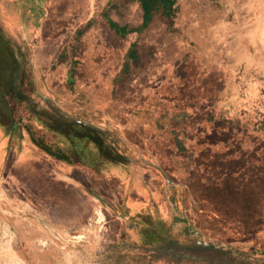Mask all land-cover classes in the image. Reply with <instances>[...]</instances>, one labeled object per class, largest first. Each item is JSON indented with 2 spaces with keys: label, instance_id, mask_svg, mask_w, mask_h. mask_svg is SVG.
<instances>
[{
  "label": "rangeland",
  "instance_id": "rangeland-1",
  "mask_svg": "<svg viewBox=\"0 0 264 264\" xmlns=\"http://www.w3.org/2000/svg\"><path fill=\"white\" fill-rule=\"evenodd\" d=\"M12 1L0 0L1 9L9 5L7 15L0 14V144L6 152L4 159L0 157V264H238L225 247L197 244L201 235L204 241L235 246L229 223H220L212 206H198L178 189L179 202L170 211L159 198L163 178L153 173L144 180L146 191H155L162 206L129 201L125 184L129 172L123 181H114L113 175L94 179L92 191L105 200L103 206L88 194L87 180L80 178L82 185L55 169V161L37 146H45L52 138L44 137L22 108L17 114L27 117L23 136L20 127H13L8 100L15 87L35 104L41 101L34 92L44 93L62 110L103 129L107 137L119 135L99 114V102L106 98L100 84L120 66L122 49L131 37L117 36L103 14L108 9L110 18L119 24L135 23L133 1L111 0L107 7L106 0H21L27 11L37 12L32 17L38 27L29 15L13 13ZM88 22L93 25L86 29ZM3 91L7 96L1 95ZM259 121L264 134V114ZM93 151L95 155L83 150L82 161L93 156L97 161L93 165L101 166L102 152ZM122 153L133 154L130 150ZM169 189L164 186L165 194ZM33 214L46 220L61 238L53 236ZM173 214L182 220L169 229L165 224ZM221 216L224 221L226 215ZM249 239L263 241L251 235ZM254 249L246 250L255 257L253 264H264V250Z\"/></svg>",
  "mask_w": 264,
  "mask_h": 264
},
{
  "label": "crops",
  "instance_id": "crops-1",
  "mask_svg": "<svg viewBox=\"0 0 264 264\" xmlns=\"http://www.w3.org/2000/svg\"><path fill=\"white\" fill-rule=\"evenodd\" d=\"M132 1L137 21L120 26L134 32L120 37L131 40L115 73L101 81L106 98L98 108L119 131L117 146L133 153L125 156L128 200L159 206L144 182L159 174V198L170 210L178 189L186 191L229 223L236 247L264 250V226L252 228L264 224V0H175L170 22L156 13L145 27L142 6ZM12 3L13 13L38 27L37 12Z\"/></svg>",
  "mask_w": 264,
  "mask_h": 264
},
{
  "label": "flooded vegetation",
  "instance_id": "flooded-vegetation-1",
  "mask_svg": "<svg viewBox=\"0 0 264 264\" xmlns=\"http://www.w3.org/2000/svg\"><path fill=\"white\" fill-rule=\"evenodd\" d=\"M18 78L19 77L16 76V79ZM21 79L26 80L25 77ZM15 92V94H17L19 98H21L22 100L25 99L28 106L31 108V113L28 114V117H31L33 119V123L36 124L40 130L46 129L48 133L51 132L52 135L55 134V137H61L62 139L59 140L61 146L68 149V162H61L59 160L53 159V155L55 152L51 150H47L48 153L45 152L46 155L49 156L52 160H54L55 164H57L55 168L57 171L64 174L72 175L74 179H76V181L80 182V184L82 185H84V181L80 178H84L85 180H87V184L90 185V191L88 192V194H91L92 196L97 195L94 191H92V188L94 187V179L101 177L107 178V176L110 175H113V177L115 178L114 181H116L117 179L123 181L124 178H127L128 172L130 173L131 171L129 163L130 159L125 157L126 155L122 153L123 149L117 146L115 140L107 136L104 138L103 135L98 134L93 130H90L80 124H77L59 115L42 100L38 92H34V97H38V100L41 101L40 104H35L33 98L29 99L23 92H21L19 89L17 90V88L15 89ZM82 150L86 152L89 151V153L92 155H95V151L93 150H100L99 152H102L101 154L105 155L103 156L100 154V158L102 160H99V164L101 166H94V163H91L90 161H95L96 164L97 161L91 158H88L89 161H86L85 163L83 162L82 164V161L77 158V154L83 153ZM108 164H110V168L107 167ZM102 165H104L105 167ZM101 199L102 202L100 203L103 206H106L105 200L102 197ZM159 206L161 205L159 204ZM172 217L170 220L171 222H166L165 224L167 227H169V229H172L174 227V224L178 225L179 220H182V218L176 217L174 214ZM186 222L188 223L190 221L186 219ZM185 232H188L187 227H185ZM212 247L217 248V246L215 245H212ZM201 248H205V246H201ZM184 249H187V247H184ZM196 259L197 256L193 257V260ZM201 259L208 260V258L203 257H201ZM225 260L228 261L229 259L226 258ZM238 264L244 263L239 262Z\"/></svg>",
  "mask_w": 264,
  "mask_h": 264
},
{
  "label": "trees",
  "instance_id": "trees-1",
  "mask_svg": "<svg viewBox=\"0 0 264 264\" xmlns=\"http://www.w3.org/2000/svg\"><path fill=\"white\" fill-rule=\"evenodd\" d=\"M137 1H139V3L142 6V9L144 11L143 27H145L146 25H148L152 21L154 15L156 13H161L162 16L164 17L165 21H169V22L172 20L174 14H175V8H174L175 0H137ZM109 4L110 3L107 4V7H108ZM108 11L109 10L106 9L104 14H103V16L107 19L111 30H113L117 34V36L122 37V38H126L129 33L134 32V30H131V29L130 30H125V28L121 27L120 24L117 21H115L112 18H110L109 14H108ZM92 25H93L92 22H88L87 25H86V29L91 28ZM129 54L132 56L133 55V51L130 50ZM15 89L16 88L14 87L13 88L14 96H10V98L8 100V102H10L12 104V107L9 108V110H10L9 111V115H10V117L13 115V120H14V122L12 121L13 122V127H18V128L20 127V135L23 136L24 124H22V123L25 121V117L26 116H22L21 115L22 113L19 114V115L17 113H20V109L22 108V111L25 112L26 115H28L29 113H31V108L28 106V104L25 101V99L19 100V99H17L15 97L17 95V94H15L16 93ZM6 93L7 92L3 91L1 93V95H6ZM10 95H11V91H10ZM14 107H16V108H14ZM15 115H18V116H15ZM39 131L43 132V134H44L43 136L44 137H47V138H50V139L52 138L50 143H44V144L48 148V150H51V151L55 152L54 155H53V159L59 160L61 162H64V161L68 162L69 161L68 160V155H67L68 149L62 147L61 144H60V141H59L62 138L61 137H58V138L55 137L56 136L55 134L52 135L51 132L48 133L46 131V129L39 130ZM12 134H14V131L12 132ZM37 146H38V148H41L42 151L48 153V151L46 150L47 148L44 149L45 146H39V145H37ZM77 149H79V148H77ZM75 151H76V149H75ZM5 155H6V152L4 151V149L2 148V146L0 144V157L2 159H4ZM81 157H82V153L77 154V158L82 161ZM91 158L93 160H95L93 157H91ZM83 162L84 161H82L81 163L83 164ZM90 162L94 163V161H92V160ZM153 238L156 239V236L153 235Z\"/></svg>",
  "mask_w": 264,
  "mask_h": 264
},
{
  "label": "water",
  "instance_id": "water-1",
  "mask_svg": "<svg viewBox=\"0 0 264 264\" xmlns=\"http://www.w3.org/2000/svg\"><path fill=\"white\" fill-rule=\"evenodd\" d=\"M18 59H20L19 56H18ZM39 95L42 98V100L46 104H48L49 107L52 110H54L56 113H58L59 115L65 117V118H67V119H69V120H71L77 124H80V125L88 128V129H90V130H93V131L97 132L98 134L103 135L104 137L107 136L103 129L93 125L92 123L83 121V120L77 118L75 115L70 114V113L62 110L58 106V104L56 102H54L52 99H50L46 94L40 92ZM151 166H154L157 170H159L163 174V176L167 179V176L162 172L160 167H158L154 164H151ZM94 197L99 202H102L101 197H99L97 195H95ZM33 217L36 218L37 220H39L42 224H44L48 228V230L51 232V234H53V236H55L57 238H61L60 235L52 229L51 225L46 220H44L43 218H41L40 216H37L35 214H33ZM197 234H198V231H197ZM201 239H202V237H201V235H199V239L197 240L198 245L205 246V247L212 246V245H215V246L220 247V248L225 247V249L230 250V252L234 255V257H236L238 259L239 262L241 260H243L245 263L251 264V262L254 261V259H255V257H251L250 254L246 250L236 248L235 246H233L231 244L222 245V244L217 243L216 241H204Z\"/></svg>",
  "mask_w": 264,
  "mask_h": 264
},
{
  "label": "bare ground",
  "instance_id": "bare-ground-1",
  "mask_svg": "<svg viewBox=\"0 0 264 264\" xmlns=\"http://www.w3.org/2000/svg\"><path fill=\"white\" fill-rule=\"evenodd\" d=\"M37 29H38V28H37ZM31 49H32V48H31ZM31 49H30V50H31ZM26 55H27V54H26ZM28 62H29V60H28Z\"/></svg>",
  "mask_w": 264,
  "mask_h": 264
}]
</instances>
